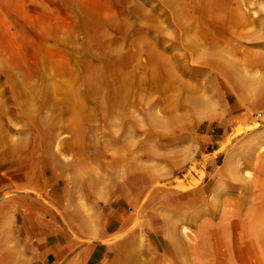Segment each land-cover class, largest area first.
Returning <instances> with one entry per match:
<instances>
[{
    "label": "rangeland",
    "instance_id": "374dc122",
    "mask_svg": "<svg viewBox=\"0 0 264 264\" xmlns=\"http://www.w3.org/2000/svg\"><path fill=\"white\" fill-rule=\"evenodd\" d=\"M83 1L90 3V9L87 12H82L79 9L77 0H0V40H2V42L5 44L6 51L13 53L15 52V55L17 53L19 56H23L22 59L26 60L27 62H32L31 59L37 57L36 51L39 47H42V54H72L73 50L71 48L63 49L62 45H59L61 43L59 40H61L62 42L72 41L75 43V45H78L80 42L94 43L98 45V47L99 42L113 41L114 44L112 46V49H116L120 45H123L124 47H126L125 51L129 50L131 52L133 58L135 59V73L146 75L148 78L149 84L147 96L149 99V110L147 118L149 119L146 118L144 123L142 122V120H140L141 118L139 116H131L130 112L132 110H128L123 115L124 117H121L120 119L121 129H107V123L105 120L102 121V115L99 108V101L102 99V97L100 95H96L93 98L96 105L89 108L87 107L88 110H86L81 115L82 119L79 126L80 135L78 134L80 138L77 135L75 140L77 147L76 150H79L78 153L82 156L88 155L90 158L94 157L95 152H99V150L103 151V149L107 146H116L121 148L122 150H125L128 153L129 157H134L133 161H129L128 166H133V168L136 167V170L134 169L136 173H138L137 169L139 171V169H142L145 166V169L149 168L150 166V168H153L152 170L150 168L147 170L144 169V172L143 170L139 171V173H141L142 171V173H145V175L146 172L148 173L149 171V175H147V177L149 176V181L146 183V187H148L149 190L148 192L151 193L154 190H161V193L163 195H173L175 197V201H172V203H165L164 201H161L159 199H150L146 205L147 209L149 207L150 208L148 210L146 209L145 219L141 223L140 227H138L139 229L136 228L135 231H132L128 235H125L117 243L115 242L119 238V230L121 228L120 223H122V220L126 221L127 217H132L133 207L131 200H127L124 197L120 196V189L116 184L112 185L109 188L110 190L108 189L109 182L111 180H116L114 177V171L104 168L100 171L102 173V186L105 185V189L107 188L104 196L106 199H108V202H103L102 199H99V174H97V182L92 185L90 193L84 195V201L89 206V208H91V219L98 227L97 229L99 231L100 239L99 244L101 242L104 243V246L102 245L101 247H99V257L103 255V252L104 254H106L103 260L104 263L106 262L108 264L112 261L118 262L119 264H178L181 261L180 255L177 254L173 258L168 259L165 256L163 250L164 238L161 234L159 235L158 233H155V230H157V227L161 222L160 220H162V218L157 216V214H159V211L162 209L175 207L177 213L194 211L198 216H200V220H204V222L206 221L212 229H218L220 227L222 216H227V213L229 211H232L233 202L240 201V191L232 188L230 186L231 184L227 180H225V184L228 189L223 191L222 193L217 194L218 201L211 202L209 201L208 197H210L211 195L212 197L216 196V192L214 191L215 188L213 187V184L215 183L214 178L220 177L218 173H220L221 171V166L226 156L225 154H227L226 152H230L235 149L238 141L244 136L247 130L251 128V126L261 127L264 125V85L262 84L260 87H258L260 91L256 89L255 91L253 90L250 92L243 91V89H240L239 86L236 87L237 83H235V81L233 80L234 78H231V75H227V70H224L219 60L218 62H216L219 53L213 54L216 53V51H206L207 49H205V51L207 52V54H209L210 52L213 54L209 55L215 60L216 64L214 63L213 69H207L204 72H198L197 68L192 62L190 52H188L187 50H183V39L182 37L177 35L176 31H174L172 20L170 21V19H166V17L163 15V11L161 12L158 6L154 5L152 7L150 4V2L152 1L134 0L136 1L135 4H137L139 7H133L132 5H130V0ZM141 2H143L144 4ZM256 2H258L257 4H255L256 6H251V9L256 10L257 14L254 17H250V15H248V20L246 19L243 22H248L246 26L245 24L243 25L242 23H238L231 19L230 15L227 12L225 14L223 13L222 15L219 14L215 19V22L218 23H215L214 25L215 29L213 28L212 31V39H214V46L225 45L223 47L226 48L229 53H232L234 55V61L239 62L237 59H245L247 61L248 59V62H245V64H249H246L248 66L247 68H250L248 72L252 73L254 70H258L260 72V76H262V79L264 80V29H262V25L264 24V12L263 10L261 12L259 11V9H264V0H257ZM141 10H143L144 12H142L145 15L144 17L143 14L140 13ZM145 11H147L148 14ZM134 12L136 13L137 17L139 15H141L142 17L139 16L137 19ZM22 15H25L26 17L23 18ZM21 16L23 19L21 18ZM150 18L151 20L153 18L154 19L151 21ZM54 19H56V21L58 22L55 25L52 23ZM149 29L151 30L149 31ZM161 30H163V32ZM155 31H158L159 35L161 34L160 37ZM243 33L244 35H248V37L240 36L243 35ZM228 35L232 36L235 40H233L232 42V37L230 38L228 37ZM235 35H239L236 36L237 40L236 37H234ZM161 36H164V39ZM243 37L245 39L248 38L247 40L244 39L246 43L242 41L243 39L240 40ZM167 39H171V42L167 41ZM29 43L30 45L33 44L32 47L29 45ZM148 43H150L149 46ZM233 46L234 48H232ZM95 48H92L91 53H98L99 49ZM159 48H161L162 50ZM236 48L239 49L237 50ZM73 49H75V47ZM146 51H148L149 53ZM205 51L202 50V52L204 53ZM241 52H243V55L241 54ZM146 54H148L149 61ZM149 54H151V56L153 57H149ZM157 55L160 56V58L158 57L159 59L162 60L163 58L162 62L161 60L159 61V59L156 58ZM214 57L217 59H215ZM145 58L147 59V61ZM152 59L158 61L159 65L157 63L154 64V61ZM83 62L84 64L85 62L89 63V66H91L92 69H96L98 71L101 70V66L99 65V63L91 61L90 55H86V58L83 59L82 63ZM147 64H149V66ZM164 64L166 66H161ZM218 64H220L221 67L218 66ZM156 65H158L159 67H157ZM150 66H156V69H153L155 70L154 72H152L153 70L149 71L150 69H152ZM161 67L165 69L164 71L166 73L164 71L160 72V70H163V68L161 69ZM202 68V70H204V68L207 67ZM228 74L230 73L228 72ZM82 75H84L83 72ZM165 75L171 77H167L165 79ZM172 79L181 81L170 82V80ZM3 80L4 79L0 77V92H2L5 88L2 87ZM180 82H182V84L184 83L185 85H182ZM175 83H178L176 84L177 87L175 86ZM179 84H181L182 86ZM8 95L9 93L6 91L5 95H2L3 100H5ZM191 98L194 100H192ZM196 98L198 99L197 102H195ZM207 98H210L211 101L209 102H212V110L209 109V106H205V104L207 103ZM192 102H195L197 104L199 103L201 107H197L198 111L200 110L199 114L197 111H195L196 108L192 106ZM5 107L10 108L11 106L5 105ZM153 112H155L154 114L156 115H154ZM135 115L136 114H134V116ZM208 115H210L209 118ZM259 115H261V117H259ZM154 116H156L155 118H157L158 116L157 119L162 125L158 123L157 119L155 122ZM60 117L62 118V116ZM126 117H130L129 120H127ZM161 118L163 120H161ZM214 118L216 120H214ZM206 119H208V121ZM56 120L57 117H52V119H50V122L48 123H55ZM45 121L46 120L44 119H37L36 124L37 126L42 125ZM149 121H151V123ZM152 121L154 122L152 123ZM45 123H47V121ZM162 126H164L165 130ZM19 127H21V125H19ZM166 128L168 130V133ZM117 129L119 137L116 141H114L111 137L113 136V130L115 131ZM91 132H93V135ZM17 138L21 140L18 141L17 148H19V146L20 148L25 147L27 151L24 152H27V155H19L16 152L8 151V153H6L8 159L4 162L3 165H5V163L7 162L11 163V161H16L20 165H12L8 168H1V166L3 165H0V180L2 179L4 184H8L9 182L13 181H22L23 183H26L25 185H27V187H24V185L21 189L13 188L12 197L19 199L18 204H9V206L5 207L4 211L0 213V236L3 233H1L2 225H5L6 223V234L8 237V240L5 241V243L1 244L2 251H4L5 253L2 264L49 263V261L43 263L37 262L33 258L32 251L34 249H32L26 243V239L23 241V239L18 235L17 230L18 226L21 225V219L24 216L28 215V213H31L38 218L40 227L45 228V224H47L48 221L52 222L51 227H49L50 230L54 229L55 232H64L65 236H67V240H71L72 238L71 242L77 244V247L74 248L72 253H69V257L64 256L62 259H60L62 261L60 263L65 264L71 259V257L74 256L75 253H77V251H81V249L87 245L85 244L87 239H89L90 241L92 239H90L89 237H84V235H82V237H78V235H76L75 233H71L69 229H65L60 224L59 220L55 219L53 215H47V212L49 213L50 211L51 204L61 201L69 186H67L66 179L63 174H57L49 177V174L44 168L32 165L30 161L33 156L32 154H34L33 145L35 144L33 141H35V137L29 135H21ZM9 139L11 138L9 137L8 140ZM126 143L128 146L126 145ZM132 144L134 149L132 147ZM69 149L70 148L65 145L62 152L65 155L73 154V152ZM129 150L131 152H129ZM41 152L43 151H36V154ZM146 152L150 153L147 154ZM168 152H170L171 154ZM154 155L157 157L155 158ZM150 156L154 160H152ZM2 157H4L3 154L0 155V159ZM146 159H149L150 161H145ZM144 161L147 164H143ZM170 163L173 164L171 165ZM174 163L176 166L174 165ZM133 164H136L137 166ZM139 164H141V166H138ZM87 177L89 179L88 182L93 183L94 176L91 173H88ZM150 179H153V181L150 182ZM9 185L13 184H8V186ZM4 187L6 186L4 185ZM31 187L33 188V190L37 189V191H39L37 192V194L39 195L37 196V199H34L33 196H30L29 190L31 189ZM24 188H26L27 190H25ZM199 189L202 194V197L200 198H205L206 200L199 202L197 200L193 203V206L190 209L184 208L181 201H179L181 197L188 193H195L200 195ZM44 196H46V198L48 197L46 202L42 201ZM12 197L10 199H7L5 202L0 203V205L7 206V203L13 200ZM192 198H194V196ZM54 206H58V204H54ZM212 206H216V209ZM59 207L61 209L60 205ZM8 208L10 210H8ZM151 208L155 209L153 210L154 212ZM220 213L223 215H220ZM224 213H226L227 215ZM152 215L154 216L151 217ZM151 219L154 220V222H152V224L155 223L154 225H151ZM191 228L192 230L194 229L192 226ZM139 231H141L143 234V238L139 242L140 244L138 243V240L136 238V234ZM73 238L76 239L78 243L73 241ZM93 241L97 240L93 239L92 242ZM7 252H11L12 254ZM77 258H81V256L75 257L74 260H76ZM82 264L90 263L84 262L82 260Z\"/></svg>",
    "mask_w": 264,
    "mask_h": 264
},
{
    "label": "bare ground",
    "instance_id": "6f19581e",
    "mask_svg": "<svg viewBox=\"0 0 264 264\" xmlns=\"http://www.w3.org/2000/svg\"><path fill=\"white\" fill-rule=\"evenodd\" d=\"M149 1H152L150 2L152 7L154 5L158 6L159 10H161V12L163 11V15L166 17V19H170V21L172 20L174 31H176L177 35H179L183 39V43H184L183 50L184 51L187 50L188 52H190L192 62L197 68L198 72H204L207 69H213L215 60L209 54H212L211 53L212 51H216V53H213V54L219 53L218 57L215 55L218 59L214 57L215 59H217L216 62H218L219 60L224 70L225 69L227 70V75H231L232 77L231 76L230 77L234 78L233 80L235 81V83H237L236 87L239 86V88L243 89V91L250 92L258 89V87H260L262 84L264 85V80L262 79V76H260V72L258 70H254L252 73L248 72L250 68L248 69L247 65L249 64L247 63H246L247 65L245 64V62H248V59L247 61L245 59H244L245 61L243 59L242 60L237 59L239 62L234 61L233 60L235 58L234 55L232 53H229L226 50V48L223 47L225 45L214 46L213 45L214 39H212L213 37L212 31L213 28L215 29L214 25L215 23H218L215 22V19L216 17H218L219 14L222 15L223 13L225 14L227 12L230 15L231 19H233L238 23H242L243 25L245 24L246 26L248 22L247 21H246L247 23L246 22L243 23V22L249 17L248 15H250V17H254L257 14L256 10L251 9V6L258 3L256 2L257 0H149ZM77 3L79 9L82 12L89 11L90 3H87L83 0L82 1L77 0ZM135 3L136 1L134 0L129 1V4L132 5L133 7H139ZM259 5H258V9H259ZM262 10L264 12V9L261 10L259 9L260 12ZM142 12L143 10H141L140 13L143 14L144 12L143 13ZM134 14L136 15L135 12ZM22 16L23 18L26 17L25 15ZM144 16L145 15L143 14V17ZM138 17L136 15L137 19ZM52 23L55 25L58 22L56 21V19H54ZM263 25H262V29H264ZM150 30L151 29H149V31ZM161 31L163 32V30ZM155 32L160 37L161 34L159 35L158 31ZM229 35L228 37L231 38L232 36ZM236 36L239 35H235L234 37ZM240 36L248 37V35H244V33L243 35ZM162 38L164 39V36ZM244 39L245 38L243 37L240 40L245 42V40H247L248 38H246L245 40ZM233 40L235 39L232 37V42ZM59 41L61 42L59 45H62L63 49L71 48L73 50V53L72 54L67 53L64 55L62 53L56 55H53L51 53L42 54L41 51L42 47H39L37 48L36 51L37 57L31 59L32 62H27L26 60L22 59L23 56L20 55L21 56L20 57L17 53L15 55V52L13 53L6 51L5 44L2 42V40H0V77L4 79L3 86L2 85L1 86L3 88L5 87L4 90L0 92V155L3 154L4 156L0 159V165H3L4 162L8 159L6 155L8 151L16 152L19 155H27V152H24L27 151L25 147L20 148L19 146L20 149L17 148L18 141H21L19 140V138H17L18 136L29 135L35 137V141H33L35 144L33 145L34 151L32 150L34 154H32L33 156L30 161L32 165H35L36 167L44 168L49 174V177L57 174L60 175L63 174L65 176L67 186H69L68 190H66L65 194L63 195L61 201L54 202V204H58V206H54V204H51L50 211L49 213L47 212V215L49 216L53 215L55 219L59 220L60 224L65 229H69L71 233H75L76 235H78V237H82V235H84V237H89L92 240L93 239L100 240L98 235L99 231L97 229L98 228L97 225L91 219L92 218L91 208H89V206L85 203L84 195L90 193V189L92 188V185L97 182L96 181V178L98 179L97 174H99V191H98L99 199H102L103 202H108V199H106L104 196L107 188L105 189L104 187L105 185L102 186L101 183L102 173L100 171L103 168L114 171V175H115L114 177L116 180L114 181L111 180L109 182L108 189L112 185L116 184L120 189V194H121L120 196L124 197L127 200H131L133 207L132 217L131 218L127 217L126 221L122 220V223H120L121 228L119 230V238L115 242L117 243L125 235H128L132 231H135L136 228L140 227L141 223L145 219V211L147 209L146 205L150 199L151 200L152 198L156 200L159 199L161 201H164L165 203H172V201H175V197L173 195H167V194L163 195L161 193V190H154L151 193L148 192L149 190L148 187H146V183L149 181V176L147 177V175H149L148 174L149 171L148 173L146 172V175L145 173H142V171L141 173H139V171L143 170L144 172L145 170L149 169L151 166L145 169L146 166L144 165L145 167L143 168L141 167L142 169H139V171L137 169V172L139 174L136 173L135 171L136 167L133 168V166H128L129 161H133L134 157H129L128 153L125 150H122L121 148L116 146L115 147L107 146L103 149V151L99 150V152H95L94 157L90 158L88 155L82 156L81 154L78 153L79 150L78 151L76 150L77 147L75 140H76V136L80 133L79 126H80V121L82 119L81 115L86 110H88L89 107L96 105L93 100L94 96L96 95H100L102 97V99L99 101V108H100V113L102 115V121L105 120L107 123L106 124L107 129L108 128L119 129L121 126L120 119L121 117H124L123 115L128 110L129 111L132 110L130 112L131 116L133 117L139 116L141 118L140 120L144 122L147 118L148 110H149L148 107L149 99L147 96V90L149 84L148 78L146 75L135 73L134 71L135 59L133 58L129 50L125 51L126 47H124L123 45H120L116 49H112V46L114 44L113 41L99 42V47L94 43H88V42H80L78 45H75V43L72 41H68V42L67 41L62 42L61 40ZM167 41L171 42V39H167ZM149 44L150 43H148V46ZM32 45L30 46L32 47ZM74 47L75 49H73ZM95 47L99 49L98 53L97 52L95 54L91 53L92 48ZM232 48H234V46ZM205 49H207L206 51L211 50V52L207 54ZM202 50H204L206 54L202 52ZM242 53L243 52H241V54ZM86 55H90L91 61L99 63V65L101 66V70L98 71L96 69H92L91 66H89V63L86 62L85 64L84 62L82 63L83 59L86 58ZM146 55L148 58V54ZM150 56L151 54H149V57ZM152 57L153 56H151V58ZM158 57L160 58V56L157 55L156 58L159 59ZM160 60L161 59H159V61ZM153 61L154 64L155 63L158 64V61L155 60ZM220 64H218V66L221 67ZM147 65L149 66V64ZM158 65L156 66L159 67ZM161 66H166V65L164 64ZM155 67L152 66L151 67L152 69H150L149 71L153 70ZM202 67H207V68H204V70H202L203 69ZM162 68L163 67H161V69ZM164 70L165 69L163 68V70H160V72ZM154 71L155 70H153L152 72ZM82 72L84 75H82ZM228 72L230 74H228ZM167 77L168 75L167 76L165 75L164 78L166 79ZM170 77L171 76H169L168 78ZM171 81L179 82L181 80L176 81L172 79L170 80V82ZM180 83L182 84V82ZM176 84L178 83H175V86ZM182 85L185 84L183 83ZM6 91L9 93V95L7 98H5V100H3L2 95H5ZM195 100H196L195 102H197L198 99L196 98ZM206 100L207 103L206 104L204 103L205 106L206 105L209 106V109L212 110L211 109L212 102H209L211 101L210 98H207ZM195 102H192V106L195 107L196 109L197 107L201 108L199 103L197 104ZM5 105L7 106L10 105L11 107L8 108L5 107ZM196 109L195 111H197L199 114L200 110L198 111V109L197 110ZM155 112H153V114ZM134 114L136 115L134 116ZM210 115H208V118ZM60 116H62V118ZM52 117H57V120L55 123L50 124L48 122H50V119H52ZM155 117L156 116H154V118ZM259 117H261V115H259ZM129 118H127V120H129ZM157 118H155V122ZM37 119H44L47 121L48 124L45 123L46 122L45 121L43 122L42 125L37 126L36 124ZM161 120L163 119L161 118ZM206 120L208 121V119ZM214 120L216 119L214 118ZM149 122L151 123V121ZM153 122L154 121H152V123ZM158 123H160L159 120ZM19 125H21V127H19ZM162 127L164 129V126ZM118 129L115 131L113 130V133L111 132L113 134L111 138L114 141H116L119 137ZM91 133L93 135V132ZM9 137L11 139L8 140ZM65 145L70 148L69 150H71L73 154L65 155L62 152ZM130 150L129 152H131ZM36 151H43V152L36 154ZM149 153L150 152H148L147 154ZM226 153L227 154H225L226 156L221 166V171L220 173H218L220 177L214 178L215 183L213 184L214 185L213 187L215 188L214 191L216 193L215 192L214 193L216 194V196L212 197L211 195L210 197H208V199L211 202L218 201L217 194L222 193L223 191L228 189V187L225 184V180H227L231 184L230 186L232 188L240 191L241 197L239 202L232 203V211H229L227 213L228 215L224 213L227 216L224 217L222 216V220L220 223L221 225L218 229H212L206 221L205 222L204 220L201 221L200 216H198L194 211H185V212L177 213L175 207L174 208L168 207L167 209L160 210L159 214H157V216L161 217L162 220H160L161 222L159 223L157 230H155L156 231L155 233H158L159 235L161 234L163 236L164 238L163 250L165 256L168 259L173 258L177 254L180 255L181 261L178 264H264V125L261 127L251 126V128L248 129L247 132L244 134V136L238 141L235 149ZM154 157L156 158L157 156L154 155ZM151 159L154 160L152 157ZM148 160L149 159H146L145 161ZM145 161L143 162V164H147L145 163ZM170 164L172 165L173 163ZM12 165L17 166L20 164H18L16 161L15 162L11 161V163L8 162L5 163V165L1 166V168L3 167L8 168L11 167ZM133 165L137 166L136 164ZM138 166H141V164H139ZM150 169L152 170L153 168ZM88 173H91L94 176L93 183L88 182L89 181L87 177ZM153 179H150V182H152ZM8 184H13V185L8 186ZM8 184H4L3 180L2 179L0 180V198L1 196L3 197L13 196L12 194L13 188L21 189L26 183H23L22 181L20 182L13 181V182H9ZM4 185L6 187H4ZM24 187H27V185H25ZM24 189L27 190L26 188ZM37 192L39 191H37V189L33 190L32 187L29 190L30 196H33L34 199H37V196H39ZM193 196L194 198H192ZM200 197H202L201 192L200 195L195 193L193 194L188 193L185 194L183 197H181L179 201H181L184 208L190 209L195 201L198 200L199 202L206 200L205 198H200ZM47 198L46 196H44L42 201L46 202ZM18 201H19L18 198H13L12 201L7 203V206L0 205L1 206L0 213H2V211H4V208L8 207L9 204L16 205L18 204ZM59 205L61 206L62 210L60 209ZM8 210L10 209L8 208ZM153 210L155 209H152V211ZM220 215L223 214L220 213ZM153 216L154 215H152L151 217ZM152 222H154V220L151 219L150 223L151 225H154L155 223L152 224ZM191 226L194 228L193 230ZM6 231H7V224L5 223V225H2V229H1V233L3 232L2 233L3 235L1 234L0 236V264H2L3 259L5 257L4 255L5 253L4 251H2L1 244L5 243V241L8 240ZM136 238L139 243L140 240L143 238V234L141 231L137 232ZM86 241L90 242L89 239H87ZM55 246L57 248L59 246V243H57ZM7 253L12 254L11 252H7ZM57 254H58L57 257L59 258L61 256L60 252H58ZM86 257L87 256H85V258ZM82 259L83 258L81 257V258H77L76 260H72L70 262L67 261L68 263L66 264H82ZM102 264H107V263L103 262ZM108 264H119V263L111 261Z\"/></svg>",
    "mask_w": 264,
    "mask_h": 264
},
{
    "label": "crops",
    "instance_id": "0c3cea01",
    "mask_svg": "<svg viewBox=\"0 0 264 264\" xmlns=\"http://www.w3.org/2000/svg\"><path fill=\"white\" fill-rule=\"evenodd\" d=\"M11 197L12 196H6V197L1 196L0 203L5 202L7 199H10ZM51 224L52 222L48 221V223L45 224L46 227L42 228L39 226L38 218L35 215L28 213V215L24 216L21 219V225L18 226L17 231H18V235L23 239V241L26 239V243L32 249H34L32 251L33 258L37 262L42 261L43 263L49 261L48 264H61L60 262L62 261L60 259H62L64 256H68L69 253L71 254L74 248L77 247V244L71 242L72 238L71 240H67L66 238L67 236H65L64 232L63 233H61L60 231L55 232L54 229L50 230L49 227H51ZM73 241L77 242V240L74 238ZM57 243H59V246L56 248L55 245ZM85 244L87 245L84 248H82L81 251L79 252L77 251V253H75L74 256L71 257V259L68 262L74 260L75 257L81 256L84 262H89L90 264H102L106 254H104L103 252V255L99 257V247H101L102 245L104 246V243L101 242L99 244V240H97L93 242L86 241ZM58 252H60L61 254L59 258L57 257ZM85 256L87 257L85 258Z\"/></svg>",
    "mask_w": 264,
    "mask_h": 264
}]
</instances>
